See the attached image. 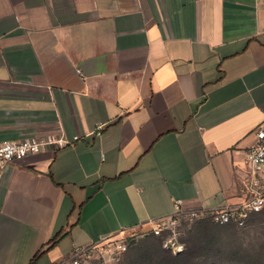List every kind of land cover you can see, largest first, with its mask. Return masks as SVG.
I'll list each match as a JSON object with an SVG mask.
<instances>
[{
    "label": "crops",
    "instance_id": "obj_1",
    "mask_svg": "<svg viewBox=\"0 0 264 264\" xmlns=\"http://www.w3.org/2000/svg\"><path fill=\"white\" fill-rule=\"evenodd\" d=\"M263 121L264 0H0V141H70L0 171V264L240 203Z\"/></svg>",
    "mask_w": 264,
    "mask_h": 264
},
{
    "label": "rangeland",
    "instance_id": "obj_2",
    "mask_svg": "<svg viewBox=\"0 0 264 264\" xmlns=\"http://www.w3.org/2000/svg\"><path fill=\"white\" fill-rule=\"evenodd\" d=\"M151 233L149 229L123 235L125 250L117 247L119 239L111 237V243L104 246L106 252L98 247L82 264H172V257L188 248L212 245L219 249V256L234 262L264 264V211L253 215L241 229L211 221L182 220L159 236Z\"/></svg>",
    "mask_w": 264,
    "mask_h": 264
},
{
    "label": "built area",
    "instance_id": "obj_3",
    "mask_svg": "<svg viewBox=\"0 0 264 264\" xmlns=\"http://www.w3.org/2000/svg\"><path fill=\"white\" fill-rule=\"evenodd\" d=\"M99 135V133H96ZM255 136L253 145L246 151L244 167L246 178L244 181L247 198L234 205H226L209 210H184L182 200L174 201V210L169 216L152 221L151 232L159 236L184 220L186 223L209 218L214 224L245 227L251 216L264 210V121L253 132ZM78 136L73 138L77 140ZM63 136H46L37 138L34 136L24 137L17 141H0V171L10 162L23 160L31 154L38 153L44 146L55 144L62 147L69 144ZM111 237L102 239L97 244L75 247L66 262L59 264H82V261L90 257L98 247L101 252H106L105 245L110 244ZM119 239L117 247L125 250L126 239ZM116 239V240H117ZM104 250V251H103Z\"/></svg>",
    "mask_w": 264,
    "mask_h": 264
},
{
    "label": "trees",
    "instance_id": "obj_4",
    "mask_svg": "<svg viewBox=\"0 0 264 264\" xmlns=\"http://www.w3.org/2000/svg\"><path fill=\"white\" fill-rule=\"evenodd\" d=\"M264 211V210H263ZM261 211V212H263ZM259 212V213H261ZM258 214V213H256ZM254 214V215H256ZM253 216V215H252ZM251 216V218H252ZM250 218V219H251ZM203 221H211L209 218L202 219ZM212 222V221H211ZM200 226V225H199ZM201 228V227H199ZM164 233V232H163ZM152 235V233H151ZM153 236V235H152ZM215 246H199L197 248H188L172 257V264H240L234 262L226 256H219L215 250ZM168 261H166L167 263ZM163 262V264H166Z\"/></svg>",
    "mask_w": 264,
    "mask_h": 264
}]
</instances>
